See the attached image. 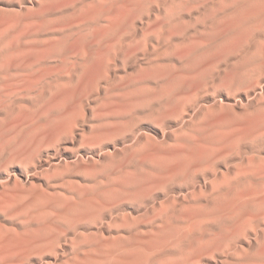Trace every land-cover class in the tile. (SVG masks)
I'll return each instance as SVG.
<instances>
[{"label": "rangeland", "instance_id": "obj_1", "mask_svg": "<svg viewBox=\"0 0 264 264\" xmlns=\"http://www.w3.org/2000/svg\"><path fill=\"white\" fill-rule=\"evenodd\" d=\"M0 264H264V0H0Z\"/></svg>", "mask_w": 264, "mask_h": 264}, {"label": "bare ground", "instance_id": "obj_2", "mask_svg": "<svg viewBox=\"0 0 264 264\" xmlns=\"http://www.w3.org/2000/svg\"><path fill=\"white\" fill-rule=\"evenodd\" d=\"M260 48V47H259ZM259 48H258V50H259ZM260 51V50H259ZM259 54H262V52L261 53H259ZM260 56V55H259ZM254 58V57H253ZM252 58V59H253ZM259 59H260V57H258ZM252 59H251V61H252ZM254 60V59H253ZM255 60H256V58H255ZM258 60V59H257ZM252 64V63H251ZM247 66V65H246ZM258 66H259V64H258Z\"/></svg>", "mask_w": 264, "mask_h": 264}]
</instances>
